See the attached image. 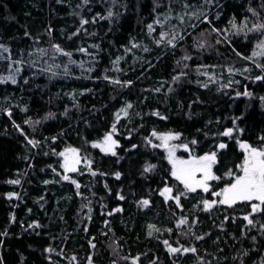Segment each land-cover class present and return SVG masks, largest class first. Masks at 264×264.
Listing matches in <instances>:
<instances>
[{
	"label": "trees",
	"instance_id": "1",
	"mask_svg": "<svg viewBox=\"0 0 264 264\" xmlns=\"http://www.w3.org/2000/svg\"><path fill=\"white\" fill-rule=\"evenodd\" d=\"M257 25L264 0H0V264H264L257 201L215 195L241 142L264 149ZM167 133L216 153L207 192L172 175Z\"/></svg>",
	"mask_w": 264,
	"mask_h": 264
},
{
	"label": "snow or ice",
	"instance_id": "2",
	"mask_svg": "<svg viewBox=\"0 0 264 264\" xmlns=\"http://www.w3.org/2000/svg\"><path fill=\"white\" fill-rule=\"evenodd\" d=\"M112 13L109 12V16H111ZM87 21H81V23H86ZM151 25H149V29H151ZM233 27L235 28L236 25L233 24ZM257 29L264 28V25H257ZM243 29H239V31H242ZM215 31V29H214ZM177 39H182V37L179 36H173L171 40L168 41L169 44H172L173 41ZM203 46L202 44L200 45ZM261 48H264V41L260 42V45H258ZM2 47V46H0ZM135 47V45H134ZM59 50V49H58ZM81 51H84V49H81ZM70 55V53L68 54ZM253 55H257L256 52L253 53ZM119 59V58H118ZM185 59H188V57H185ZM107 79V77H105ZM174 79H177L174 77ZM256 79H261V77H257ZM3 80H11L12 83H16L14 76L4 77L0 78V81ZM113 83H120V81H112ZM127 84H131V81L126 82L125 86ZM237 95H240V93H237ZM243 95L250 96L251 93L245 91ZM132 105L128 104L125 108L120 109V112L127 115V109L131 108ZM53 114H49L51 116ZM47 118V117H46ZM117 119H119V115L117 116ZM28 123V121H26ZM38 123V121H37ZM113 131H115V125L113 126ZM232 132V129L226 130L224 135H230ZM153 135H156L154 132ZM179 134H162L159 138L162 139L165 143L168 140L171 139H177ZM29 143H34L33 141H29ZM192 143H196L195 141H192ZM104 147H102L103 151H112V154L115 155V152L112 149V146L116 144V141L112 140L111 134H106L103 141ZM94 146H101L99 144ZM135 147V146H134ZM185 148H187V145H184ZM220 148H224L225 145L221 144L219 146ZM241 147L245 149L246 156L244 159V162L242 165H239L238 167L241 169L243 175H236L235 181L231 183L228 187L224 188L221 193H215V195L223 196V199L219 201L221 204H229L230 206L232 204H235L237 201H253L257 200L259 203H253L252 204V212H258V211H264V209L261 208V205H264V150H259L256 148L250 147L246 143H242ZM72 152H76L75 149H70ZM60 155H65L64 153H60ZM216 153L213 152L210 155H205L202 157H198L191 161H184V160H175L173 159L172 152H169V160L173 165V172L172 175L176 177V179L180 180L185 188L190 191L194 192L197 188H203L204 191H208V184L207 181L219 179V177H216L212 174L211 168L212 164L215 163ZM154 166L148 165L145 167V171H150ZM75 171V169H72ZM200 172L202 173V177L200 179H195V173ZM117 177H119V173L116 174ZM229 175H232V172L230 170ZM68 177H64V179H67ZM19 180H11L9 183L12 184H18ZM171 189L165 188L162 192V195L165 193H170ZM10 195H15L14 193ZM183 195V194H181ZM177 201L179 200V196L175 197ZM123 199V197H121ZM167 199V197H166ZM143 206H147L149 201L143 200L140 202ZM216 201L209 202L207 200L203 201L205 210H208L211 208L212 204H215ZM251 215V214H250ZM245 219L248 220L249 224H252L253 221L249 219L248 216H245ZM187 223L186 220H181L180 224ZM31 227V226H30ZM264 227V225H262ZM201 237H197V239H200ZM167 244V241H165ZM172 252L179 251V249L170 248L169 249ZM185 252L187 251H194V249H184Z\"/></svg>",
	"mask_w": 264,
	"mask_h": 264
},
{
	"label": "rangeland",
	"instance_id": "3",
	"mask_svg": "<svg viewBox=\"0 0 264 264\" xmlns=\"http://www.w3.org/2000/svg\"><path fill=\"white\" fill-rule=\"evenodd\" d=\"M255 47H256V44H255ZM255 47H254L252 53L254 52ZM257 47H258V45H257ZM262 49H263V48H262ZM263 50H264V49H263ZM250 57H251V55H250ZM111 136H112V140L116 141L115 138H114V136H113L112 134H111ZM173 140H174V139L168 140L166 143L163 142V144H164V146H165L166 148H170V150H171V152H172V155H173V159H175V160L191 161V160H194V159H196V158H198V157H202V156H198V157H196V156L190 154V151H189L188 148H184L185 151H186V153H185L183 156H179V155L177 154V150H176V146H177V145H175L174 143H172ZM103 141H104V140H103ZM103 141L101 140V143H102V145L104 146ZM161 141H163V140L161 139ZM242 143H244V142H241V144H242ZM241 144H240V145H241ZM113 146H114V145H113ZM113 146H112V148H113ZM249 146H250V145H249ZM250 147H252V148H256V147H253V146H250ZM241 148H242V147H241ZM70 149H75L76 152H72V151H70ZM70 149H68V150L65 152L66 166H67V169L69 170L70 173H74V172H72L73 167L75 168L76 165L82 161V159H81L80 151H79L77 148H70ZM180 149H183V148L180 147ZM256 149L264 150V149H260V148H256ZM242 150H243V152H244V154H245V156H246L247 153H246L245 149L242 148ZM207 155H210V154H207ZM203 156H205V155H203ZM245 156H244V159H245ZM244 159H243L242 163H240L239 165H242V164H243ZM239 165H238V166H239ZM236 175H243V173H242V171H241V169H240L239 167H238V169H237V174L232 175L230 182L227 183V184L221 189V191H222L224 188L228 187L231 183H233V182L235 181V176H236ZM201 177H202V173H200V172H196V173H195V179H200ZM207 182H208V181H207ZM221 191H220V193H221ZM219 196H220V195H219ZM221 199H223V196H220V199H219V200H221ZM256 201H257V200H256ZM258 203H259V201H257V204H258ZM261 208L264 209V206L261 205Z\"/></svg>",
	"mask_w": 264,
	"mask_h": 264
},
{
	"label": "bare ground",
	"instance_id": "4",
	"mask_svg": "<svg viewBox=\"0 0 264 264\" xmlns=\"http://www.w3.org/2000/svg\"><path fill=\"white\" fill-rule=\"evenodd\" d=\"M230 63V62H229ZM229 63H226V64H229ZM120 113V112H119Z\"/></svg>",
	"mask_w": 264,
	"mask_h": 264
}]
</instances>
